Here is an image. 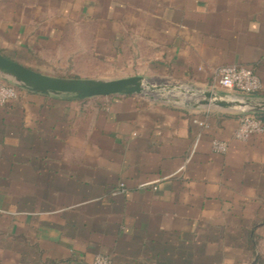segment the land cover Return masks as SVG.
I'll return each mask as SVG.
<instances>
[{"label": "crops", "instance_id": "1", "mask_svg": "<svg viewBox=\"0 0 264 264\" xmlns=\"http://www.w3.org/2000/svg\"><path fill=\"white\" fill-rule=\"evenodd\" d=\"M81 23L107 28L84 56L104 48L150 72L201 80L243 66L264 98V0H0V51L54 77V64L80 55L65 32ZM130 77L150 79H116ZM102 98L109 109L92 115L81 103L99 98L22 89L0 108V264H91L96 255L112 264H254L264 239V133L242 143L234 114ZM215 140L228 144L225 154L212 151Z\"/></svg>", "mask_w": 264, "mask_h": 264}, {"label": "water", "instance_id": "2", "mask_svg": "<svg viewBox=\"0 0 264 264\" xmlns=\"http://www.w3.org/2000/svg\"><path fill=\"white\" fill-rule=\"evenodd\" d=\"M0 80L18 89L40 95H69L78 99L115 96H142L150 101L167 102L158 96L180 94L195 99L184 104L191 110L221 111L234 115L264 114V98H235L212 90L188 89L180 85L156 84L141 77L125 79H64L26 69L0 55Z\"/></svg>", "mask_w": 264, "mask_h": 264}, {"label": "rangeland", "instance_id": "3", "mask_svg": "<svg viewBox=\"0 0 264 264\" xmlns=\"http://www.w3.org/2000/svg\"><path fill=\"white\" fill-rule=\"evenodd\" d=\"M86 25V24H85ZM67 26V25H66ZM69 28V29H67ZM67 31L65 32V45H69L68 51L71 53L80 52L78 57L67 56L64 59V63H56L54 64L53 70L48 71V74L54 76L55 78H64V79H75L77 77L82 78H92V79H106L113 80L119 77L129 76V75H139L143 77L150 78L148 80L152 81L156 84H168V85H180L188 89H203L209 90L210 85L212 83V79H196L192 76H184L181 72H174L170 69H165L164 71H158L157 73L150 72L143 65L134 64H126L121 60L119 56H112V53L104 52L102 49H99L95 52L96 56H92V52L89 55L84 56V51L88 50L89 42H92L93 37H96L98 41L99 37H102L107 28L103 24L95 25L92 27L91 25L84 26V24L79 26L80 32L72 31L70 32L71 26H68ZM69 30V31H68ZM79 36L80 43L75 42L72 44V40L76 39ZM95 42V43H96ZM106 51V49H105ZM2 57L7 60H11L16 62V64L20 66H24V68L28 69V65L23 63V60L15 57L12 53H5V51H0ZM70 55V54H69ZM30 70V69H29ZM217 93L221 95H225L226 93L221 89L217 90ZM232 95L235 98H251L250 95H244L240 93H232L228 94ZM158 98L167 99V102H159V101H150L142 96H136L133 98V102L141 105L147 104H158L163 105L167 108H174L177 110H191L184 106V104H194L195 99L189 96H183L180 94H170L169 96H158ZM17 100V99H16ZM15 100V101H16ZM14 102V101H13ZM111 103L110 98H99L94 100H88L82 102L85 106L81 109L91 110V114H96L100 110H108V106ZM91 106V107H90ZM144 111V108L141 109V112ZM193 111V110H192ZM260 252H261V260L264 264V239L258 241ZM259 264V263H258Z\"/></svg>", "mask_w": 264, "mask_h": 264}, {"label": "built area", "instance_id": "4", "mask_svg": "<svg viewBox=\"0 0 264 264\" xmlns=\"http://www.w3.org/2000/svg\"><path fill=\"white\" fill-rule=\"evenodd\" d=\"M221 89L226 94L240 93L250 95L259 93L262 89L261 82L256 74L243 66H225L214 72L210 90L217 92ZM17 87L0 80V108L17 98ZM239 124L234 133V140L245 143L253 136L264 133V125L255 115H237ZM203 126V123H199ZM212 151L216 154H225L228 144L222 141L212 142ZM119 190L113 195H119ZM91 264H112L111 260L104 255H96Z\"/></svg>", "mask_w": 264, "mask_h": 264}, {"label": "trees", "instance_id": "5", "mask_svg": "<svg viewBox=\"0 0 264 264\" xmlns=\"http://www.w3.org/2000/svg\"><path fill=\"white\" fill-rule=\"evenodd\" d=\"M17 91L19 92V91H22V89H18L17 88ZM252 96H257V97H259L260 95H259V93H256V94H253ZM75 99H77V100H80V101H85L86 99H78V98H76L75 96H73ZM130 97H132V96H125V98H130ZM258 119H260L261 120V122L263 123V125H264V114H258V115H255ZM263 264L262 263V260H261V258H260V256L258 255V256H256V258H255V263L254 264Z\"/></svg>", "mask_w": 264, "mask_h": 264}]
</instances>
